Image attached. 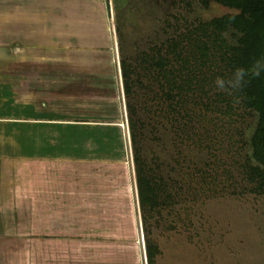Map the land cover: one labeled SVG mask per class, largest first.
Wrapping results in <instances>:
<instances>
[{
  "label": "rangeland",
  "instance_id": "374dc122",
  "mask_svg": "<svg viewBox=\"0 0 264 264\" xmlns=\"http://www.w3.org/2000/svg\"><path fill=\"white\" fill-rule=\"evenodd\" d=\"M104 1L0 0V29L7 30L3 38L14 32L35 43L50 32L44 41L50 44L56 34L67 33L63 41L76 45L78 60L74 82L30 84L35 97L27 102L40 108L43 100L47 122L61 115L77 125L71 132L46 127L41 133L46 156L40 159L21 156L14 145L15 152L20 151L9 180L12 189L7 187L10 207L0 210V264H143L129 161L123 131L116 126L122 121L121 105L124 119L125 112ZM204 1L111 0L109 22L117 62L128 65L133 79L125 89L147 79L144 53L157 37L167 38L165 18L209 22L240 13L214 0L208 5ZM227 38L237 42L234 32ZM15 85L20 88L15 94L22 95L25 84ZM143 92L137 101L144 124L141 146L160 195V206L150 212L149 221L159 251L157 264H264V191L255 192L243 168L258 114L236 104L231 111L219 105L221 113L208 118L216 122L201 127L211 133L202 151L193 145L183 149L174 141L171 125L162 119L155 125L157 105ZM34 133L31 137H38ZM56 138L72 145L63 149L71 148L76 156L70 157L69 151L60 157ZM196 167L202 173L194 171ZM141 215L140 244L145 250ZM137 221L140 230L138 213Z\"/></svg>",
  "mask_w": 264,
  "mask_h": 264
},
{
  "label": "trees",
  "instance_id": "16d2710c",
  "mask_svg": "<svg viewBox=\"0 0 264 264\" xmlns=\"http://www.w3.org/2000/svg\"><path fill=\"white\" fill-rule=\"evenodd\" d=\"M214 1L240 13L209 22H191L184 16H174V20L165 18L163 34L167 38L157 37L158 42L144 53L145 81L125 89L133 82L132 73L124 61L118 62L135 202L140 200L146 228L147 264H157L159 254L151 239L149 221L150 212L160 206V195L141 146L144 124L139 119L141 109L137 101L142 91L157 105L152 119L155 125L160 119L171 125L174 141L183 149L193 145L201 150L211 138L210 130L201 127L209 122V116L221 113L222 105L230 111L236 104L256 112L258 125L249 144L251 154L243 168L255 192L264 191V0ZM208 3L209 0L204 1L205 5ZM110 4L111 0L109 7ZM170 30H174L172 36ZM231 32L236 43L227 38ZM194 123L198 125L193 126ZM196 168L194 171L202 173V169ZM138 216L142 227V217Z\"/></svg>",
  "mask_w": 264,
  "mask_h": 264
},
{
  "label": "crops",
  "instance_id": "0c3cea01",
  "mask_svg": "<svg viewBox=\"0 0 264 264\" xmlns=\"http://www.w3.org/2000/svg\"><path fill=\"white\" fill-rule=\"evenodd\" d=\"M111 5L112 4H110V7L112 8ZM110 7L108 5L107 33L112 52V61L114 62L116 71V84L118 86L121 101L122 95L119 84L117 51L115 41H113L111 36L112 27L109 22ZM4 33L6 36L7 30L2 31V29H0V203L2 205L0 206V210H6L10 207L8 205L10 204L12 194L11 191L7 190V187L12 189V182L10 184L9 180H12L14 177V158L19 156V151L21 150L23 152L21 156H33L38 159L45 157V136L44 133L41 134L42 131L44 132L46 127H49L55 131L66 130L71 132L74 130L73 126L77 125L76 123H72L70 119H61L62 116L58 114V118L60 119H50L47 122L45 102L42 100L40 108H33V106H30L31 104L29 101L27 102V100L35 97V95L30 93L31 83L45 84L48 82L67 83L75 81L78 69L77 48L73 43L63 41L67 40L66 38L69 34H64L63 36L65 38H63V36H61L62 33L58 32L59 34H56L58 38L56 37L53 39L52 43L46 44L44 41L46 40L47 35H50V32L45 35L46 37H43L42 42L35 43L29 42L22 35L14 32L10 35V38L8 37L5 39L3 38ZM15 84L26 85L23 86L26 90H24L22 95L15 94L20 90L19 86H16ZM42 86L44 88V85ZM43 88L42 92L44 91ZM121 111L123 118L121 121V128L124 134L123 141L127 148L128 165L130 168L129 177L131 178L133 200L135 201L129 145L122 105ZM31 131L35 132L34 135H38V137H31ZM63 136V138H65L67 135L63 134ZM61 137L62 135L60 138ZM57 140L58 143L55 144V147L59 149L57 150V154H59L60 157L63 156V153L69 151L72 155L70 157L76 156L73 154L71 148L69 150L67 148L72 147V145L60 143L59 138ZM14 145H17V147L19 146L20 150L15 152ZM63 145L67 147L63 149ZM142 257L145 264L144 254Z\"/></svg>",
  "mask_w": 264,
  "mask_h": 264
},
{
  "label": "water",
  "instance_id": "95a60500",
  "mask_svg": "<svg viewBox=\"0 0 264 264\" xmlns=\"http://www.w3.org/2000/svg\"><path fill=\"white\" fill-rule=\"evenodd\" d=\"M108 1L109 0H105L104 2L106 3V5H107V10H108ZM121 120H123L122 119V116H121ZM121 123H119V124H116V126L117 127H120L121 128ZM122 129V128H121ZM123 136H124V134H123ZM123 140H124V137H123ZM124 142V141H123ZM125 152H126V158L128 159V154H127V148H126V145H125ZM130 178V177H129ZM130 188H131V192H132V200H133V190H132V186H131V178H130ZM140 199V198H139ZM139 203H140V200H139V202L137 201V210H138V214L142 217V215H141V210H140V206H139ZM133 207H134V211H135V221H136V224H137V233H136V238H137V244H138V246H139V253H140V258H141V261H142V263L144 264V261H143V254H142V248H141V245H140V235L142 236V240H143V231H142V227H141V221H140V232H141V234H140V232H139V227H138V221H137V219H136V206H135V201L133 200ZM142 243H143V241H142ZM144 250V249H143ZM144 258H145V264H147V257H146V254H145V250H144Z\"/></svg>",
  "mask_w": 264,
  "mask_h": 264
}]
</instances>
